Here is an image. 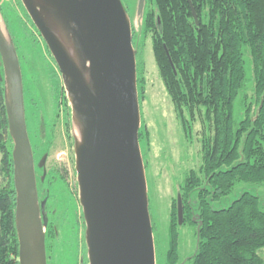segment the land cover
<instances>
[{
	"label": "trees",
	"instance_id": "16d2710c",
	"mask_svg": "<svg viewBox=\"0 0 264 264\" xmlns=\"http://www.w3.org/2000/svg\"><path fill=\"white\" fill-rule=\"evenodd\" d=\"M191 3L145 0L141 13L143 34L152 39L162 82L186 139L193 138L197 122L204 129L200 138L201 168L187 173L172 204L168 264L179 263L178 228L187 224H194L198 231L197 251L188 259L189 264H264L260 253L264 248L260 198L242 193L226 209L213 207L214 202L230 196L240 184L264 186V0H191ZM3 71H0V264H20L14 148L8 132ZM137 85L139 92V88L143 89L139 76ZM141 136L140 131V139ZM195 191L198 213L191 203ZM178 197L182 198L184 209L181 225ZM42 204L46 205L45 201ZM44 215L48 219L47 208ZM47 227L46 238L50 239L56 229L51 221Z\"/></svg>",
	"mask_w": 264,
	"mask_h": 264
},
{
	"label": "water",
	"instance_id": "95a60500",
	"mask_svg": "<svg viewBox=\"0 0 264 264\" xmlns=\"http://www.w3.org/2000/svg\"><path fill=\"white\" fill-rule=\"evenodd\" d=\"M21 2L54 57L70 101L78 133L74 138L75 168L89 264H156L146 166L141 154L137 51L123 1ZM191 7L198 24L192 3ZM0 57L8 132L14 148L18 262L48 264V219L45 205L39 202L23 71L16 44L2 22ZM47 159L43 157L40 168L45 169ZM178 198L181 225L184 209L182 198Z\"/></svg>",
	"mask_w": 264,
	"mask_h": 264
},
{
	"label": "rangeland",
	"instance_id": "374dc122",
	"mask_svg": "<svg viewBox=\"0 0 264 264\" xmlns=\"http://www.w3.org/2000/svg\"><path fill=\"white\" fill-rule=\"evenodd\" d=\"M122 1L131 18L133 44L138 51L137 74L143 85L138 93L142 119L140 142L149 188L156 264H168L172 204L187 173L201 168L200 138L204 129L202 123L197 122L193 138L186 139L162 82L152 50V39L143 34L141 9L144 0ZM0 22L16 44L23 71L26 119L34 150L39 202L43 206L45 201L48 223L51 221L56 229V233L47 239L48 264H89L86 225L79 202L75 168L74 138L78 133L72 122L71 105L61 72L21 0H0ZM3 69L0 60V71ZM250 74L248 71V78ZM44 156L48 158L45 177V169L40 168ZM1 157L0 153V165ZM248 192L260 198L264 211V186L251 183L238 185L230 196L214 202L213 207L226 209L242 193ZM191 203L198 213L197 191L191 194ZM178 232V264H189L188 259L197 251V228L194 224L181 225ZM260 251L264 258V248Z\"/></svg>",
	"mask_w": 264,
	"mask_h": 264
}]
</instances>
